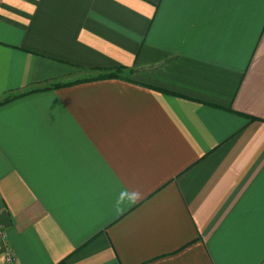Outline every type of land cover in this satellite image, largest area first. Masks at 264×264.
<instances>
[{"label": "crops", "instance_id": "crops-1", "mask_svg": "<svg viewBox=\"0 0 264 264\" xmlns=\"http://www.w3.org/2000/svg\"><path fill=\"white\" fill-rule=\"evenodd\" d=\"M16 93L18 264H264V0H0V101Z\"/></svg>", "mask_w": 264, "mask_h": 264}, {"label": "trees", "instance_id": "trees-1", "mask_svg": "<svg viewBox=\"0 0 264 264\" xmlns=\"http://www.w3.org/2000/svg\"><path fill=\"white\" fill-rule=\"evenodd\" d=\"M124 67H117L114 71H108V72H105V73H101L97 76H94V77H91V78H88V79H80V80H75V81H72V82H67V83H63V84H53L52 86L50 87H45V88H57V87H62V86H66V85H72V84H76V83H79V82H83V81H88V80H97V79H104V78H114V77H118L119 76V73L123 72L124 71ZM44 89V88H43ZM39 90H42V88H38V89H34L32 90V92L34 91H39ZM31 92V91H30ZM25 93H16V94H9V95H6L1 101H0V104H3V103H6L10 100H13L21 95H23Z\"/></svg>", "mask_w": 264, "mask_h": 264}, {"label": "built area", "instance_id": "built-area-1", "mask_svg": "<svg viewBox=\"0 0 264 264\" xmlns=\"http://www.w3.org/2000/svg\"><path fill=\"white\" fill-rule=\"evenodd\" d=\"M0 243L3 245V264H18L17 258L13 250L6 243V233L0 226Z\"/></svg>", "mask_w": 264, "mask_h": 264}, {"label": "clouds", "instance_id": "clouds-1", "mask_svg": "<svg viewBox=\"0 0 264 264\" xmlns=\"http://www.w3.org/2000/svg\"><path fill=\"white\" fill-rule=\"evenodd\" d=\"M139 198V193L137 192H128L124 191L120 194V201H124L125 199L135 202Z\"/></svg>", "mask_w": 264, "mask_h": 264}]
</instances>
